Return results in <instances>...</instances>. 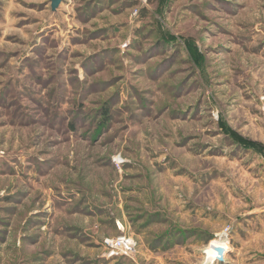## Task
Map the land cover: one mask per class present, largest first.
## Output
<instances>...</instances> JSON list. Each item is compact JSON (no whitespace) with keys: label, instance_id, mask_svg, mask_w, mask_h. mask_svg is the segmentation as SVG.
<instances>
[{"label":"rangeland","instance_id":"1","mask_svg":"<svg viewBox=\"0 0 264 264\" xmlns=\"http://www.w3.org/2000/svg\"><path fill=\"white\" fill-rule=\"evenodd\" d=\"M50 1L0 0V264H264V0Z\"/></svg>","mask_w":264,"mask_h":264},{"label":"built area","instance_id":"2","mask_svg":"<svg viewBox=\"0 0 264 264\" xmlns=\"http://www.w3.org/2000/svg\"><path fill=\"white\" fill-rule=\"evenodd\" d=\"M107 258L125 257L132 258L135 254V243L126 236L105 238L102 241Z\"/></svg>","mask_w":264,"mask_h":264},{"label":"bare ground","instance_id":"3","mask_svg":"<svg viewBox=\"0 0 264 264\" xmlns=\"http://www.w3.org/2000/svg\"><path fill=\"white\" fill-rule=\"evenodd\" d=\"M225 250L219 245L212 244L205 253V263L213 264L216 260H221L224 256Z\"/></svg>","mask_w":264,"mask_h":264},{"label":"water","instance_id":"4","mask_svg":"<svg viewBox=\"0 0 264 264\" xmlns=\"http://www.w3.org/2000/svg\"><path fill=\"white\" fill-rule=\"evenodd\" d=\"M62 2H63V0H51L50 1L51 10L55 11Z\"/></svg>","mask_w":264,"mask_h":264},{"label":"trees","instance_id":"5","mask_svg":"<svg viewBox=\"0 0 264 264\" xmlns=\"http://www.w3.org/2000/svg\"><path fill=\"white\" fill-rule=\"evenodd\" d=\"M252 146L255 148V149H258V151L264 156V149L262 147H259L255 144H252Z\"/></svg>","mask_w":264,"mask_h":264},{"label":"crops","instance_id":"6","mask_svg":"<svg viewBox=\"0 0 264 264\" xmlns=\"http://www.w3.org/2000/svg\"><path fill=\"white\" fill-rule=\"evenodd\" d=\"M215 262V261H214ZM214 264V263H213Z\"/></svg>","mask_w":264,"mask_h":264}]
</instances>
